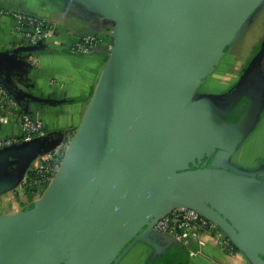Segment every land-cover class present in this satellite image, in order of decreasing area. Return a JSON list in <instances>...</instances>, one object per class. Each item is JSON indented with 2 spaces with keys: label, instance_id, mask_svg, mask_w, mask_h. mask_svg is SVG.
Here are the masks:
<instances>
[{
  "label": "water",
  "instance_id": "obj_1",
  "mask_svg": "<svg viewBox=\"0 0 264 264\" xmlns=\"http://www.w3.org/2000/svg\"><path fill=\"white\" fill-rule=\"evenodd\" d=\"M76 1L114 21L113 42L43 197L0 215V264H118L138 242L156 264L182 243L154 229L178 206L264 264V167L231 162L264 113V51L226 98L198 94L262 0ZM25 69L0 51V82L19 103ZM63 142L48 132L0 148V194Z\"/></svg>",
  "mask_w": 264,
  "mask_h": 264
},
{
  "label": "crops",
  "instance_id": "obj_2",
  "mask_svg": "<svg viewBox=\"0 0 264 264\" xmlns=\"http://www.w3.org/2000/svg\"><path fill=\"white\" fill-rule=\"evenodd\" d=\"M13 10L48 19L56 26L54 37L38 44L35 51H31L32 46L14 29V19L9 13ZM114 25L113 20L76 0H0V51L27 64L22 79L16 77L15 81L20 89L30 95L13 110V118L9 123L0 122V134L17 132L18 124L14 119L28 113L41 119L48 132L74 135L109 55ZM88 32L102 36L100 46L85 55L73 52L72 40ZM220 69L210 74L204 86L211 90L225 88L221 79L226 77L218 74ZM238 76L239 72L234 73L231 75L232 80ZM23 208L0 215L16 213ZM188 237L187 243L167 249L166 258L161 257L156 264H253L240 248L226 250L214 234L194 230ZM152 254V247L138 242L122 256L118 264H152Z\"/></svg>",
  "mask_w": 264,
  "mask_h": 264
},
{
  "label": "built area",
  "instance_id": "obj_3",
  "mask_svg": "<svg viewBox=\"0 0 264 264\" xmlns=\"http://www.w3.org/2000/svg\"><path fill=\"white\" fill-rule=\"evenodd\" d=\"M9 13L14 19L15 31L23 37L28 45H37L54 37L56 26L48 19L20 10L9 11ZM101 42L102 36L100 34L88 32L73 39L71 49L77 54L85 55L96 50ZM18 107L19 101L0 82V122L3 124L9 123L13 118V110ZM14 120L18 124V131L0 134V148L30 141L48 133L43 121L28 113L20 114ZM64 146L65 143L63 142L54 148L49 159L34 169L39 172H49L48 180L54 178L69 145ZM30 182L37 184L40 183V179L31 180ZM154 229L166 233L182 243H187L191 231L202 230L219 238L226 250L231 251L236 247L216 222L210 220L198 210L187 206H178L161 216L154 224Z\"/></svg>",
  "mask_w": 264,
  "mask_h": 264
},
{
  "label": "rangeland",
  "instance_id": "obj_4",
  "mask_svg": "<svg viewBox=\"0 0 264 264\" xmlns=\"http://www.w3.org/2000/svg\"><path fill=\"white\" fill-rule=\"evenodd\" d=\"M262 48H264V0L259 3L238 30L230 43L225 58H222L220 64L221 69L218 73L226 77L221 79L224 82L222 84L228 85L232 80L231 75L247 68L259 55ZM215 82L219 83V81ZM206 89L210 88L203 85L199 88V91ZM64 137L65 146H68L73 134L70 133ZM51 151L43 152L34 158L30 162L28 170L21 182L14 189L0 194V213L18 210L43 197L53 177L42 184H35L34 182H30L28 171L41 166L44 161H47L51 155ZM263 159L264 113L246 140L234 151L231 162L241 167L251 168L255 164L258 165L261 163Z\"/></svg>",
  "mask_w": 264,
  "mask_h": 264
},
{
  "label": "flooded vegetation",
  "instance_id": "obj_5",
  "mask_svg": "<svg viewBox=\"0 0 264 264\" xmlns=\"http://www.w3.org/2000/svg\"><path fill=\"white\" fill-rule=\"evenodd\" d=\"M262 50L264 51V48H262ZM261 50V51H262ZM260 51V52H261ZM250 66V65H249ZM248 66V67H249ZM247 67V68H248ZM247 68H245V69H243V70H240L239 71V76L237 77V79H235V80H231V82L228 84V85H226L225 86V88H223V89H220V90H210V89H206V90H202V91H199V93L198 94H205V93H211V94H217V95H222L223 96V98H226L233 90H234V88L236 87V85H237V83L240 81V79L242 78V76H243V74H244V72L246 71V69ZM232 79V78H231ZM203 86V85H202ZM243 100H245L244 98H243ZM258 166L259 167H264V159L261 161V163H259L258 165H254V166H250L251 168H258Z\"/></svg>",
  "mask_w": 264,
  "mask_h": 264
},
{
  "label": "trees",
  "instance_id": "obj_6",
  "mask_svg": "<svg viewBox=\"0 0 264 264\" xmlns=\"http://www.w3.org/2000/svg\"><path fill=\"white\" fill-rule=\"evenodd\" d=\"M225 50H227V48H225ZM49 174H50L49 172H39L36 169H31L28 171V177L30 181L31 180L33 181L35 179H40V183H37V184H42L44 182H47L48 181L47 176Z\"/></svg>",
  "mask_w": 264,
  "mask_h": 264
}]
</instances>
